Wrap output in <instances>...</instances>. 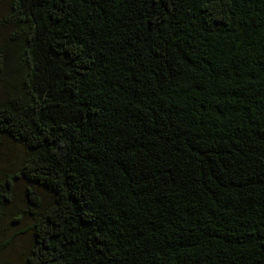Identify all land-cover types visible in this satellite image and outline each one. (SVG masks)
I'll return each instance as SVG.
<instances>
[{
    "label": "trees",
    "instance_id": "obj_1",
    "mask_svg": "<svg viewBox=\"0 0 264 264\" xmlns=\"http://www.w3.org/2000/svg\"><path fill=\"white\" fill-rule=\"evenodd\" d=\"M0 31L11 179L52 196L22 264H264V0H10Z\"/></svg>",
    "mask_w": 264,
    "mask_h": 264
},
{
    "label": "rangeland",
    "instance_id": "obj_2",
    "mask_svg": "<svg viewBox=\"0 0 264 264\" xmlns=\"http://www.w3.org/2000/svg\"><path fill=\"white\" fill-rule=\"evenodd\" d=\"M10 0H0V16L8 9ZM6 34L0 31V43ZM26 156V149L19 142L5 137L0 143V243L9 245L0 249V264H22V256L31 243V231L25 228L31 224L42 210L52 201V196L39 187H31L23 179L12 181L11 177L18 172L20 163ZM9 184V185H7ZM27 187L32 189L40 202L36 208L27 195ZM4 197H7L5 199ZM33 199V197H31ZM21 216L19 222L13 219Z\"/></svg>",
    "mask_w": 264,
    "mask_h": 264
}]
</instances>
